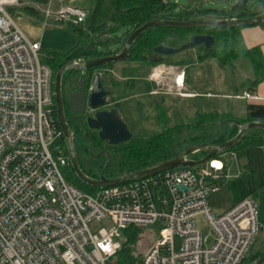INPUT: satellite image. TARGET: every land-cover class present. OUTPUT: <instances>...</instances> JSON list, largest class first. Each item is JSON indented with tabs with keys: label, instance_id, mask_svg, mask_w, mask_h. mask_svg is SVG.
Here are the masks:
<instances>
[{
	"label": "built area",
	"instance_id": "obj_1",
	"mask_svg": "<svg viewBox=\"0 0 264 264\" xmlns=\"http://www.w3.org/2000/svg\"><path fill=\"white\" fill-rule=\"evenodd\" d=\"M19 5L0 0V264H109L130 227L157 232L140 264H243L260 231L257 208L246 198L211 215L207 196L228 179L221 160L92 193L66 181L61 170L70 161L60 142L51 71L40 60V44L28 41L8 13ZM36 11L71 26L87 17L68 6ZM240 98L257 99L248 92ZM197 216L214 236L211 246L193 224ZM91 224L103 227L92 232Z\"/></svg>",
	"mask_w": 264,
	"mask_h": 264
},
{
	"label": "rangeland",
	"instance_id": "obj_2",
	"mask_svg": "<svg viewBox=\"0 0 264 264\" xmlns=\"http://www.w3.org/2000/svg\"><path fill=\"white\" fill-rule=\"evenodd\" d=\"M36 4H44L45 7L49 0H29ZM168 5L173 6L176 18L185 19V14H191L194 19L208 21L221 18L224 16H216L212 14V11L220 12L227 10L228 6L223 0H164ZM264 3V0H249L246 6L241 12L250 11L252 8L260 6ZM53 6V7H52ZM51 9H57L59 6H68L71 8L82 10L88 16L92 10V4L90 0H66L63 3L53 2ZM260 9V8H259ZM258 9V10H259ZM18 24L16 26L28 25L30 29V35L36 39L37 42L32 43L40 44V60L44 62L48 54L64 55L72 51L78 44L79 47H83L81 51L85 49L86 38L83 36L78 39L71 25L68 24H57L51 20H46L42 17L41 20L37 21L35 16L28 14H19ZM192 18V19H193ZM22 34L25 36L23 31L18 27ZM127 28H118L114 32L107 34L104 38L109 41H115V44H110L106 49L110 51H116L120 49L125 39V34L130 33ZM26 37V36H25ZM27 38V37H26ZM102 38L101 40H103ZM166 47L171 49L179 48L183 42L182 40L171 39V35L167 36V40L163 43ZM99 51L104 50L100 46H96ZM200 48V47H199ZM198 47L180 52L178 54L165 57L163 64L157 65L156 67L148 71V75L152 77L153 81L157 84H161L163 91L169 94L171 100H167L163 106V113L154 112L149 118L155 115L158 117L157 122L149 120L148 124L140 126L147 134H142L143 137L147 135L146 139L161 134L162 130L165 131L168 128L177 126H187L189 129L193 127L198 121L200 115L206 114L204 117L202 129L205 131L204 135H198L201 137L200 144H210L213 140L225 136L230 130L232 123L220 122V118L224 114L232 115L236 118H241V115L236 111L238 105V98L242 95V83L246 82L247 79H252V70L250 69L249 63L244 60H238L235 62V70L221 69L217 66V63L213 60H206L203 63H197V54H201V50ZM203 48V47H202ZM105 49V50H106ZM172 62H179L182 65H169ZM118 67L124 66L127 70L129 66L122 64L117 65ZM129 72V71H127ZM181 76V79H177ZM177 79V80H176ZM189 98V99H188ZM173 99V100H172ZM169 110V111H168ZM217 114L215 118H211ZM208 115V116H207ZM244 118V117H243ZM242 119V118H241ZM245 119V118H244ZM212 121H216L212 125ZM210 125V126H209ZM139 128V130H140ZM141 132V130H140ZM181 135L176 142L173 143V148L176 152H184L191 148L192 142L189 141L190 135ZM83 148H87L85 142L76 144V156L79 162H83L84 153ZM94 149V148H93ZM94 154H97V150L94 149ZM194 160H201L203 156L201 154L192 155ZM221 163L225 166V172L229 180L234 179L238 175V164L236 158L230 153H224L220 156ZM90 161V160H89ZM104 162V159H95L90 161L92 167H100ZM87 163V161L85 162ZM89 163V162H88ZM116 162L114 161L108 169L109 178L111 174L115 173L117 169ZM86 165L84 164V167ZM206 164L197 166L195 169H205ZM71 164L67 169L61 170L63 177L66 179L67 175L71 174ZM72 172L73 169H72ZM81 188H86L84 185ZM207 204L211 215L218 217L226 213L233 206V199L228 191V188L221 186L215 192H210L207 196ZM253 202L256 205L257 211H260L264 215V188L257 192L253 198ZM258 208L260 210H258ZM195 228L201 232L203 239L205 240L206 246H211L214 242V236L207 226L205 219L202 216H197L193 219ZM90 230L96 232L99 228H102V224H91ZM157 240V232L154 229L148 228L141 231L139 242H137L134 250L135 253L147 251ZM264 248V230L260 231L254 239L248 255L252 256L257 251Z\"/></svg>",
	"mask_w": 264,
	"mask_h": 264
},
{
	"label": "trees",
	"instance_id": "obj_3",
	"mask_svg": "<svg viewBox=\"0 0 264 264\" xmlns=\"http://www.w3.org/2000/svg\"><path fill=\"white\" fill-rule=\"evenodd\" d=\"M90 2L92 4V10L86 17L84 24L72 27L78 39L85 36L86 55L92 58L98 56L94 51L96 50V46L105 48L110 44L116 43V40L109 41L104 37L118 28H127L128 31L132 32L153 19L192 20L193 18L191 14H185V19L176 18L173 14V6L166 4L164 0H90ZM9 12L11 11L9 10ZM211 13L216 16H221L220 12L212 11ZM20 14L37 16L36 12L30 7L21 8ZM252 15L255 14L242 15L241 17H249ZM242 29L236 27L228 29L206 27L192 29L153 28L144 32L136 40L131 51L137 55L139 60H145L147 55L152 54L153 48L167 40L168 35H171V39L182 40L183 44L192 36H210L214 40V45L208 50H205L202 46L200 48L198 47L202 53L197 54V63H203L210 59L215 61L219 68L234 71L236 61H247L252 70L253 78L247 79L246 82L242 83V88L248 91H254L258 85L264 82V55L259 47L251 49L245 47L241 36ZM102 38L104 39L101 40ZM82 48L78 44L72 51L64 55L48 54L44 62L41 61L51 71L52 91L55 74L63 67L64 60L73 52L79 51ZM169 65L179 66L182 63L171 61ZM210 116L211 118H216L218 115L215 114L213 116L210 114ZM204 117L206 118V114L200 115L199 121L190 129L184 125L175 126L147 140H132V146L130 147L125 145L119 146L115 149L113 155L116 164H118L117 167L121 170H127L126 172L129 173L148 168L159 162L171 160L181 153L174 150L173 143L183 134L187 136L188 133L190 135L189 141L192 142L193 146L200 144L201 137L198 135L205 134V131L202 129V125H204L202 119ZM215 122L212 121L210 125ZM220 122L232 123L231 130L225 136L213 140L210 143L211 145H219L234 138L238 132L236 124L252 122V120L224 114L221 116ZM260 123H264V120L260 121ZM60 142L64 147L62 137ZM64 150L67 153L65 147ZM225 153H230L236 158L238 175L232 180H220L218 185L219 187L225 186L228 188L234 206L246 198L252 199L257 192L264 188V131H248L241 143ZM222 154L213 157L212 160H220ZM66 181L84 192L92 193L95 191L94 188L84 185L76 177L74 172H72V169L71 174L67 175ZM82 185L86 188H81ZM142 230L146 229L130 227L121 232L119 238L120 248L109 264H140L143 252H138L137 254L134 248L140 240ZM260 252L261 250L252 256L247 255L243 264H251L254 262L259 257Z\"/></svg>",
	"mask_w": 264,
	"mask_h": 264
},
{
	"label": "flooded vegetation",
	"instance_id": "obj_4",
	"mask_svg": "<svg viewBox=\"0 0 264 264\" xmlns=\"http://www.w3.org/2000/svg\"><path fill=\"white\" fill-rule=\"evenodd\" d=\"M130 34L131 32L125 34L122 46L116 51H110L106 49L107 47L103 48L104 50L102 51L95 48L96 50L94 51L98 56L92 58L86 55L85 50L81 51L82 49H80L67 57L65 63L72 61L80 63L119 54ZM131 50L132 48L129 50L125 61L106 64L85 71H69L64 74L61 81L63 112L69 131L73 134L74 150H76V144L81 142H85L87 145V148H83L85 156L83 162L78 161V164L82 173L92 180H98L100 177L113 180L121 174L128 173L126 172L127 170H121L117 167L115 173L111 174L109 178L107 177L109 174L108 169L115 161L113 156L115 149L122 145L130 147L132 146V140L135 139L147 140V135L145 137L142 136L143 133H147L140 126L145 123L148 124L150 119L159 125L157 122L158 117L155 115L157 113L162 114L165 102L169 99L171 100V97H168L169 94L163 91L161 84H157L148 75V71L156 67L157 65L155 64H160L158 62L160 59L164 61L165 57L154 54L152 50V54L147 55L145 60H139L137 55L133 54ZM119 64L128 65L131 70H127L129 71L127 72L124 66L118 67L117 65ZM96 75L99 76V79L95 77ZM91 94L94 96L95 103L103 104L95 109H90ZM70 99L73 101L72 104L77 102L76 109L81 110V113L74 111L70 107ZM100 112L105 114H115L117 112L131 134V139L115 146L101 142L98 132L88 129L85 124L87 118L94 117L95 114ZM152 112L155 115L149 118ZM62 139L67 148L64 137ZM93 148L97 150V154L93 153ZM102 158L104 162L100 167L95 168L90 165L91 160ZM188 159L194 160L193 157ZM86 161L87 163H85ZM84 164L86 165L85 167Z\"/></svg>",
	"mask_w": 264,
	"mask_h": 264
},
{
	"label": "water",
	"instance_id": "obj_5",
	"mask_svg": "<svg viewBox=\"0 0 264 264\" xmlns=\"http://www.w3.org/2000/svg\"><path fill=\"white\" fill-rule=\"evenodd\" d=\"M225 4H227L228 8L225 11H220L221 15L224 17L217 18L214 20H166V19H153L136 30L132 31L128 36L125 44L122 47V50L119 54L101 57L93 60H87L84 62L77 63L75 61L65 63L64 61L63 67H61L55 74L54 82H53V100L54 106L57 116V122L59 129L64 137L67 145V151L69 156V161L71 167L74 171L76 177L86 186L92 188H103L109 186H115L119 184H124L127 182L135 181L138 179H142L149 176H154L169 170H182L189 171L197 166L205 164L208 160L213 157L220 155L222 153L228 152L234 147H236L239 143L242 142L246 133L252 130H261L264 131V123L260 122H247V123H238L236 124L238 128V132L236 136L230 140L225 141L219 145H211V144H197L192 146L191 148L181 152L174 158L168 161H163L156 163L148 168L130 172L127 174H121L117 178L113 180H107L103 177H100L98 180H92L86 177L82 171L80 170L77 156L74 150V140L73 134L70 133L69 127L66 123L65 115L63 112V104L61 99V81L66 72L69 71H85L90 70L92 68H97L106 64L116 63L125 61L128 57V52L136 42V40L147 30L153 28H173V29H182V28H196V27H206V28H247L252 26H257L264 22V10L260 13L249 17H241L238 16L237 13H240L249 0H223ZM214 45V40L210 36H192L190 39L183 45H181L177 49H171L166 47L163 43L159 44L157 47L153 48V53L156 55H160L162 57H168L180 52H184L187 50H192L196 47L202 46L205 50H208ZM159 63H163V59L158 61ZM99 79V76L96 75ZM70 101V107L77 110V102L72 104V99ZM72 104V105H71ZM80 104V103H79ZM103 103H95L94 96L91 94L90 96V109H95L101 106ZM81 106V105H80ZM85 124L87 128L90 130H95L98 132L99 140L107 145L115 146L121 143H125L131 139V134L129 133L126 125L123 123L121 117L116 112L115 114H105V113H97L94 117H89L85 120ZM201 154L203 158L201 160H190L188 159L192 155ZM217 168L220 167V163L214 162L212 163ZM251 264H264V248L261 250L259 257L252 262Z\"/></svg>",
	"mask_w": 264,
	"mask_h": 264
},
{
	"label": "crops",
	"instance_id": "obj_6",
	"mask_svg": "<svg viewBox=\"0 0 264 264\" xmlns=\"http://www.w3.org/2000/svg\"><path fill=\"white\" fill-rule=\"evenodd\" d=\"M53 2H48L47 6H52ZM44 4H36L33 2H30L29 0H20V5L17 8L8 9V13L10 14L11 18L13 19L15 17V22L18 24V19H20V9L24 7H30L32 8L37 16V21L42 19V16L38 14L36 11V8H44ZM53 7V6H52ZM260 8V9H259ZM259 9V10H258ZM9 10L11 12H9ZM264 10V3L260 6H257L255 8H252L250 11H245L237 13L238 16L242 15H249V14H257ZM222 16V15H221ZM14 21V20H13ZM14 22V23H15ZM16 25V24H15ZM28 25H19L20 29L23 31L27 39H29L32 42H37L36 39L32 38L30 35V29L27 27ZM241 36L243 39V43L246 48L251 49L254 47H259L262 54L264 55V22L252 27L243 28L241 30ZM248 92L250 94H253L256 96V100H244L241 98H238V105L236 108V111L241 115V118H249L252 120V122H260L264 120V82L258 85V87L254 91H248L243 89L241 93ZM258 210H260L258 208ZM257 217L260 224V231L264 230V215L260 213V211H257ZM259 231V232H260Z\"/></svg>",
	"mask_w": 264,
	"mask_h": 264
}]
</instances>
